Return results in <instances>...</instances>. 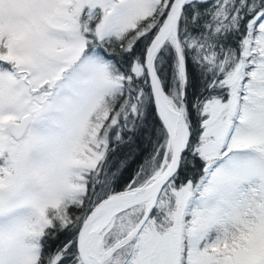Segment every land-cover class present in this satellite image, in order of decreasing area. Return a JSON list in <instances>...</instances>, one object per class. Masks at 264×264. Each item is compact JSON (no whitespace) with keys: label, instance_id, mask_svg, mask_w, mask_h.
<instances>
[{"label":"snow or ice","instance_id":"snow-or-ice-1","mask_svg":"<svg viewBox=\"0 0 264 264\" xmlns=\"http://www.w3.org/2000/svg\"><path fill=\"white\" fill-rule=\"evenodd\" d=\"M0 264H264V0H0Z\"/></svg>","mask_w":264,"mask_h":264}]
</instances>
